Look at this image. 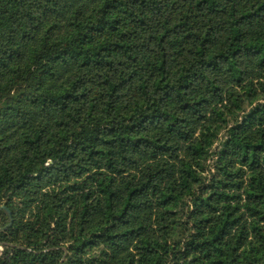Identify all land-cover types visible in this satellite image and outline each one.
<instances>
[{"label":"trees","instance_id":"trees-1","mask_svg":"<svg viewBox=\"0 0 264 264\" xmlns=\"http://www.w3.org/2000/svg\"><path fill=\"white\" fill-rule=\"evenodd\" d=\"M2 207L0 264H264V0H0Z\"/></svg>","mask_w":264,"mask_h":264},{"label":"rangeland","instance_id":"rangeland-1","mask_svg":"<svg viewBox=\"0 0 264 264\" xmlns=\"http://www.w3.org/2000/svg\"><path fill=\"white\" fill-rule=\"evenodd\" d=\"M2 208L4 209V213H6V214H1L0 213V228L3 230V229H5V228H7L8 226L11 225V223H12V221H11L12 220V218H11L12 214H11V212H9V210L5 209L4 207H2ZM2 223H4V224L2 225ZM4 249L5 248L2 245H0V254L2 253V251H4Z\"/></svg>","mask_w":264,"mask_h":264},{"label":"water","instance_id":"water-1","mask_svg":"<svg viewBox=\"0 0 264 264\" xmlns=\"http://www.w3.org/2000/svg\"><path fill=\"white\" fill-rule=\"evenodd\" d=\"M5 209H7L6 207H4ZM8 210V209H7ZM10 212V211H9Z\"/></svg>","mask_w":264,"mask_h":264}]
</instances>
